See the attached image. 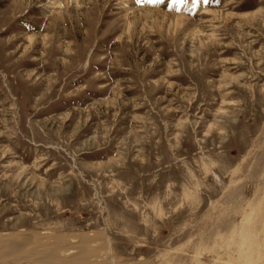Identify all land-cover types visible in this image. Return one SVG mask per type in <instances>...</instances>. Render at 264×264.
<instances>
[{
    "label": "rangeland",
    "instance_id": "rangeland-1",
    "mask_svg": "<svg viewBox=\"0 0 264 264\" xmlns=\"http://www.w3.org/2000/svg\"><path fill=\"white\" fill-rule=\"evenodd\" d=\"M54 1L0 0V264H264V0Z\"/></svg>",
    "mask_w": 264,
    "mask_h": 264
},
{
    "label": "snow or ice",
    "instance_id": "snow-or-ice-1",
    "mask_svg": "<svg viewBox=\"0 0 264 264\" xmlns=\"http://www.w3.org/2000/svg\"><path fill=\"white\" fill-rule=\"evenodd\" d=\"M184 3V0H143V3H147L150 5H165L166 3ZM207 3V0H204ZM135 3L139 6L141 4V0H135ZM193 5H195L196 0H192Z\"/></svg>",
    "mask_w": 264,
    "mask_h": 264
},
{
    "label": "bare ground",
    "instance_id": "bare-ground-1",
    "mask_svg": "<svg viewBox=\"0 0 264 264\" xmlns=\"http://www.w3.org/2000/svg\"><path fill=\"white\" fill-rule=\"evenodd\" d=\"M55 3H57V2H55L54 0H52V4H55ZM52 4H51V6H53ZM60 4H61V3H59V5H60ZM236 244H237V243H236ZM253 245H254V244H253ZM14 247H15V246H12L11 248H14ZM254 255H255V254H254ZM49 256H50V255H49ZM56 257H57V256H56ZM111 258H112V257H111ZM55 259H56V258H55ZM46 262H47V261H46ZM59 262H61V261H59ZM78 262H79V261H78ZM72 263H73V262H72Z\"/></svg>",
    "mask_w": 264,
    "mask_h": 264
}]
</instances>
